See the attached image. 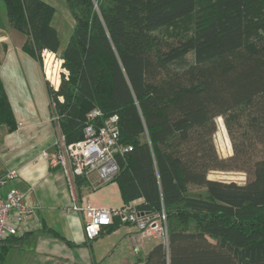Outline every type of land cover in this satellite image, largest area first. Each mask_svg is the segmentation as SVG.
Wrapping results in <instances>:
<instances>
[{
	"label": "trees",
	"instance_id": "16d2710c",
	"mask_svg": "<svg viewBox=\"0 0 264 264\" xmlns=\"http://www.w3.org/2000/svg\"><path fill=\"white\" fill-rule=\"evenodd\" d=\"M0 1L23 51L41 64L43 51L58 54L63 72L46 90L67 144L83 138L90 111L101 112L98 125L117 116L119 143L130 148L116 155L112 180L121 207L167 214L168 245L157 242L142 264H264V0H67L74 26L60 51L50 4ZM193 14L190 28L159 34ZM218 118L226 158L213 142ZM15 127L0 82V128ZM210 171L246 181L211 180ZM84 185L76 179V192ZM26 234L0 242V264Z\"/></svg>",
	"mask_w": 264,
	"mask_h": 264
},
{
	"label": "crops",
	"instance_id": "0c3cea01",
	"mask_svg": "<svg viewBox=\"0 0 264 264\" xmlns=\"http://www.w3.org/2000/svg\"><path fill=\"white\" fill-rule=\"evenodd\" d=\"M42 1L54 8L51 0ZM22 43V36L7 26L4 5L0 1V82L16 124L11 132L0 128V176L10 171L15 173L14 178L6 180L0 193L3 196L11 190L23 193L24 202L33 208L35 224V229L8 251L4 264H95L97 253L101 258L113 255L125 249L126 241L129 243L127 250L132 255V252L138 255L137 252L144 251L145 244H157V241L147 240L138 251H134L137 231L130 224H122L110 234H103L94 244L92 242L96 239L85 240L81 216L69 210L72 202L120 208L118 187L110 183L94 191L82 187L76 192L69 187L60 168L51 161L58 130L50 114L46 90L49 79L43 61L46 53H49L47 56H54V53L43 51L41 64L22 50ZM53 86L57 88V85ZM100 190L116 194V202L104 204L101 195L98 199L93 198L91 192ZM43 227L55 230L70 245L45 232ZM121 264L142 262L124 259Z\"/></svg>",
	"mask_w": 264,
	"mask_h": 264
},
{
	"label": "built area",
	"instance_id": "2783aa9c",
	"mask_svg": "<svg viewBox=\"0 0 264 264\" xmlns=\"http://www.w3.org/2000/svg\"><path fill=\"white\" fill-rule=\"evenodd\" d=\"M101 115L98 109L90 111L83 138L70 144L66 143L58 125L54 124L58 133L51 161L60 168L72 189L78 178L83 179L92 190L110 183L118 172L116 155L130 149L119 143L117 116H111L98 125L95 121ZM56 120L52 118L53 123ZM14 177L12 171L0 176V191L6 180ZM69 210L81 216L87 242L94 240L103 229L118 220L136 228L134 251H138L147 240L157 241L165 247L168 245L167 219L163 209L151 213L139 211L134 206L104 208L89 203L81 205L74 200ZM32 217L33 208L24 202L23 193L17 190H11L4 196L0 193V242L8 236H20L33 231L35 224Z\"/></svg>",
	"mask_w": 264,
	"mask_h": 264
},
{
	"label": "rangeland",
	"instance_id": "374dc122",
	"mask_svg": "<svg viewBox=\"0 0 264 264\" xmlns=\"http://www.w3.org/2000/svg\"><path fill=\"white\" fill-rule=\"evenodd\" d=\"M51 1L54 6V14L51 20V24L57 30L59 41H60V49H64L68 42L70 34L72 32L74 20L72 19V16L68 9L67 0H51ZM194 17L195 15L193 14L189 17H186L175 23H172L171 25L163 27L159 30V34L162 36H165L175 30H181L183 32L185 29H188L192 26ZM45 64H46L45 70L47 73L46 75L49 79L50 85L51 86L56 85L57 76L60 79V73L63 72V70L60 67V61L58 59V54L57 55L54 54V56L52 57L48 56V60ZM43 65H44V61H43ZM216 125H217L216 132L213 135V142H214L218 155L221 158H226L232 154L231 141L226 132L222 118H218L216 120ZM208 179L221 181V182H235L237 184H244L246 181V175L245 173L238 172V171H210L208 173ZM110 183H112V181ZM103 186L105 185H102L101 187ZM83 187H86L87 189L92 190L91 187H88V185H86V183ZM101 187H97V189ZM73 190H75V184H74ZM91 193H92V197L93 198L95 197L96 199H98L99 196L101 195L100 198L104 204H114L116 202L117 196L116 194H111V192L104 193L102 190H100V191L91 192ZM187 194L191 196H196V197H203L205 195V189L202 187H198V186H188ZM85 203H89V202H85ZM165 215L167 219V214L165 213ZM97 240H99V238H96V240H94L92 243L94 244L95 241ZM128 244L129 243L126 241L125 243L126 247L124 250L122 249V250L116 251L113 255H110V254L106 255L105 258L103 257L101 258L97 253L95 264H121L124 261V259H128L130 260V262L132 261L133 263L142 262L144 260L145 252H147L153 246L152 245L153 243L145 244L144 251L142 250L140 252H137L138 255H136L135 252H132L133 253L132 255L127 250ZM94 249L96 250L95 245H94Z\"/></svg>",
	"mask_w": 264,
	"mask_h": 264
}]
</instances>
